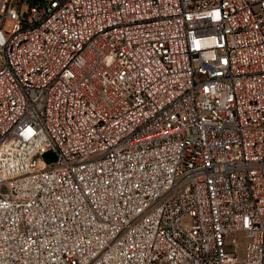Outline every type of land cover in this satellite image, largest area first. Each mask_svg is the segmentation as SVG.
Returning a JSON list of instances; mask_svg holds the SVG:
<instances>
[{"label": "built area", "instance_id": "built-area-1", "mask_svg": "<svg viewBox=\"0 0 264 264\" xmlns=\"http://www.w3.org/2000/svg\"><path fill=\"white\" fill-rule=\"evenodd\" d=\"M0 264H264V0H0Z\"/></svg>", "mask_w": 264, "mask_h": 264}, {"label": "rangeland", "instance_id": "rangeland-1", "mask_svg": "<svg viewBox=\"0 0 264 264\" xmlns=\"http://www.w3.org/2000/svg\"><path fill=\"white\" fill-rule=\"evenodd\" d=\"M236 238L240 241L241 243V248H240V251L243 250L244 248V240L242 239V237L240 236L239 233L235 234Z\"/></svg>", "mask_w": 264, "mask_h": 264}, {"label": "water", "instance_id": "water-1", "mask_svg": "<svg viewBox=\"0 0 264 264\" xmlns=\"http://www.w3.org/2000/svg\"><path fill=\"white\" fill-rule=\"evenodd\" d=\"M44 156H46L48 159H53L54 158L53 153L51 151H49V150L44 153Z\"/></svg>", "mask_w": 264, "mask_h": 264}]
</instances>
